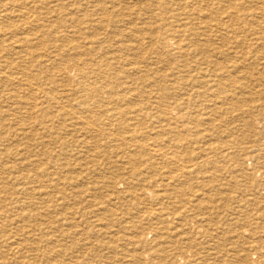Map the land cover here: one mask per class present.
Masks as SVG:
<instances>
[{
  "label": "bare ground",
  "instance_id": "bare-ground-1",
  "mask_svg": "<svg viewBox=\"0 0 264 264\" xmlns=\"http://www.w3.org/2000/svg\"><path fill=\"white\" fill-rule=\"evenodd\" d=\"M175 1L176 0H0V264H33V262L38 259V255H32L31 251L33 247L28 243L30 241L21 239L19 242L20 237H17V235H19L18 232H23L27 227L24 226V228L17 225L21 220L28 223L35 221L34 224L38 226L42 225V222H40L34 214L24 213L22 216L19 215V218L22 219L15 222V224H17L15 228H13L15 230L6 227L7 224H12L11 222L16 219L7 223V220L14 214L12 212H15V209L18 207L17 205L20 203H18L19 201L17 200L19 198L16 200L12 198L14 188L9 185V181H3L4 176H2V174H9L10 178L14 179L15 184L17 183V189L15 190H19V193L24 194L27 199L38 195L42 201L34 203V205L46 203V200L50 198L47 190L49 188L56 190L65 198L63 194L73 183L78 188L84 187L87 184H89V186L87 185L88 187L103 184L105 188L109 189H114L117 185L120 188L121 184L122 186L126 185L128 187V191H125L127 196L123 197L121 194L122 199L124 198L129 202V206L125 205V212H123L125 214L124 216H128L130 210L140 207L144 204V201L149 200L152 196L157 199L161 196L174 199L169 205H172V209L174 207H180L184 213L185 206H180L179 200L182 201L181 198L184 196L185 192H183V190L189 188V183H185V181L189 182V178L192 176L190 173L198 170L200 166L216 168L219 166L218 158L220 159L222 154H224L222 155L223 158L228 156L230 147L221 149L220 146L210 145V151H215L216 154L210 155V157H207V154L201 156V162L185 165L184 161L186 160L182 159V162L180 158H175L177 164L181 165L183 174L174 177L178 182L175 191L171 194L168 192L169 188L166 186L167 184L169 185V183H163L164 185H160L161 187L159 186V189L157 188L158 184H152L150 188L145 189V183L156 181L153 176L151 177L153 179H151V181L138 178V184L144 183V187H139L142 188L141 191L140 189H131L134 184L131 178L123 179L120 182L116 180L115 183L112 184L111 181L116 178L118 169L110 163L105 166L106 170H104V172H106L103 173L100 169L99 158V161L97 158H94L95 160H93L92 164L87 168L96 174V178L94 177V179L92 177L93 181H84L85 184L83 185L77 180L70 179V176L67 174H64L67 172L69 163L63 162L60 156L53 153L54 151L52 149H46V142L41 140L43 139L44 133L49 134L51 137V135L60 133V130L73 129L75 133H71V135L80 133V139L75 135V138H71L72 140L66 143L65 141H60L58 137H55V143L58 144L56 149L57 147L59 148L58 152L72 147L75 142H77L79 146L92 151L93 148L97 150L104 144L102 139V134H104L103 131H109L108 134L110 136L106 138L112 142L119 140L125 142L127 139L125 134H128L130 137L129 139L132 140H137L138 136L141 135V140L136 144L137 147H139V152L146 155L145 159L142 155L138 156L136 154H131L126 156L127 162H129L132 167L133 165L135 166L133 171L134 174H140L141 167H143L144 164L151 170L157 169V163L154 158L150 157V155L147 157L146 149L149 150V148L146 147V143H143L142 140L143 138L147 140L151 139L156 146L159 140H157V136H151V134H153V129H151L149 125L148 127L140 129L139 124L155 121L158 115V119L162 118L164 119L163 121H168V125H170V122L185 119L188 114L183 112V109L181 110L182 107L179 106V103L169 101L172 94L171 85L166 84V87L161 88V98L158 106L157 103H129V101L135 98L134 91L137 89L139 91L141 88L143 89L144 86L142 84L149 83L148 79L149 77L151 78L152 74L157 75V77L153 76V79L156 81L166 80L173 77L175 75L174 71L178 68L180 72H177L178 75L175 76L176 80H179L183 85L192 86L193 83H197L195 87H198L197 89L191 87L190 91L188 90L187 96H184L190 99L193 97L204 106V102H208L206 98L207 95L205 94L207 88H205V86L211 83L206 79V74L209 71L214 74H219L220 69L224 68L225 71L223 74L226 73L225 76L230 78H238L244 72L240 71L241 68H237L238 65L235 67L229 66L234 68L229 70L226 66L220 67L215 61L210 60L209 57H205V54L209 53L208 47L211 43L210 39H203L204 37L202 39L199 38L198 24H194L196 27H186V22L193 16L192 13H190L192 14L191 16L184 17L185 13H181V11L178 12L180 9L179 6L187 7L192 1L185 2L181 0V2H179L177 0V7L174 6L177 3ZM138 2H145V4L140 9H130L126 14L123 13L125 9L133 5L132 3L135 4ZM204 2L202 1V3ZM77 6H81L80 8L82 9H79ZM203 7L201 8L203 9ZM196 9L195 7L194 10ZM149 12H152V18L155 20L154 24L148 21L150 16L147 17L146 14ZM194 12L198 15L199 11ZM207 12L209 13V11ZM116 14H118V16H116ZM208 16H211L210 13ZM257 17L260 18L259 15ZM203 18L205 19V17ZM230 18L231 20H237L239 16L233 15ZM258 18L255 20H258ZM156 21H159L160 24H156ZM198 22L200 21L196 23ZM191 23L192 22H190V24ZM216 23L214 25H216ZM183 24H185V28L181 27ZM207 28L209 29L208 25ZM211 28L213 27L211 26ZM239 30L240 28H236L234 31ZM224 33L227 34L228 32ZM44 34H47V36H44ZM195 35L198 37V40ZM153 40L156 42L155 45L152 44ZM150 41L152 42L149 47L148 42ZM192 47H194L193 50ZM80 52L93 56L91 58H79ZM169 55H174L176 59L181 57V60L183 56L191 55L198 59L197 55H202V63L203 65L207 64V67H197L193 69L186 61H181L180 59H173V61L172 59L166 58V56ZM152 57L154 59L157 58L158 62L167 66L168 70L172 71L173 74H169V71V73L166 71H164L165 73H159L160 71H157V67H155V69L150 68L149 59ZM65 60L75 63L73 65H64L63 61ZM197 63L199 64V62ZM34 70H37V72L34 73ZM193 71H197V74H202L200 75V79L195 78L197 76H194L195 74H193ZM131 74H137V76L138 74H142L139 76L142 77V80H135V77ZM121 75H124L125 78L121 77ZM136 82L138 83L137 86H135ZM213 83L216 86L215 103L228 105L229 108L232 109L237 108L242 111V114H247L248 119L246 120L245 126L248 131H252L257 121L255 113L259 111L258 109L262 108V105H255L251 106L249 109H243V102H251L253 99L256 101L254 97L256 95H259V98H261L264 95L263 89H255L252 87V89H250L243 85H237L234 81H223L220 76ZM172 86L175 85L173 84ZM177 86L175 87L177 88ZM119 89L121 91L120 93L118 92ZM153 90H157V88H151L149 94H151ZM242 91L244 93H241ZM197 97H199V100H197ZM168 103L170 105H168ZM207 109L208 107L205 110ZM203 115L205 118H208L207 114L203 113ZM193 117L194 116L190 118ZM260 117L262 119L260 118L259 123H263L264 114ZM3 119L4 122L8 120L9 127L4 126L2 123ZM105 123H107L110 128L106 130L103 129L101 124ZM170 127L177 133L174 135V145L176 147L181 145L179 149H186L187 146L186 148L183 147L188 142L182 140L185 138L182 129L178 130L180 127H173V125H170ZM38 131H43L40 137H38L40 133ZM209 133H206V136L207 134L209 136ZM21 135L23 138H19ZM37 137L39 139H37ZM25 138L28 139L24 140ZM212 138H214V136ZM14 139L18 142L15 146V148L18 147L17 150H12L10 147L11 145H9L10 140ZM30 140H32L33 143H31ZM68 143H72V145L68 146ZM242 145H244V143ZM253 147L256 148V146L252 145V151L255 152ZM150 149L153 150L152 153L155 155L161 151V149H157V147ZM205 150L208 152V148H205ZM71 152L73 151L71 150ZM217 152L219 155H217ZM89 153L92 154L90 151ZM14 156H18L17 162L10 161ZM106 156L109 157L108 154H106ZM87 159L90 158L87 156ZM235 159L239 161L238 157ZM233 161L235 160L233 159ZM79 164L80 163H76L75 165L79 166ZM238 164L241 165V163ZM80 170H83L82 167L76 168L75 172L78 173ZM81 173L82 172H80V174ZM161 173L163 172L161 171ZM62 174L67 178H63ZM250 176L251 175H249V177ZM133 179L135 178L133 177ZM170 179L173 180V177ZM74 186L73 188H76ZM151 187L153 188L151 189ZM258 188L260 189V187ZM261 189H263V187ZM102 192L104 191L102 190ZM90 193L91 189L88 188L87 194L92 197ZM108 194L107 196H109ZM74 195L77 196L79 193L77 195L73 193V196ZM115 197L120 198L118 195ZM73 198L74 197H72V199ZM110 198L113 200L115 199L112 197ZM9 199L11 201H8ZM101 201H103V199ZM12 204H15L17 207L13 206L12 208ZM62 205L64 207L65 204L63 203ZM156 205L158 204L156 203ZM168 206H163V208L159 210V213L167 211ZM146 209H149V207ZM171 214H157L156 212V217L153 216L154 214H149L147 220L148 218L153 219L151 221H154L155 226H160L161 231H163L162 233L161 231L157 233V228L153 229L150 233L154 235L150 238L144 235L146 229L141 224L143 219H138L140 221H138L139 223H132V221H130V223L128 222L129 226H124L126 229H122V232H114L110 228H99L96 229V231H93V229L86 230L83 222L79 219V222H74L75 224L73 226L75 229H82L81 231L74 230V232H63L65 229L61 231L64 233L62 237H67V239L71 238V242L75 245L71 247V245H63V243L60 242L61 248L59 251L62 256L65 258L71 255L70 258H65V260L62 261L63 263L60 261V264H193V262H196V255L203 254V256L209 258L211 251H216V254L220 258H223V256L231 257L223 259V264L243 263L245 257L239 252L240 250L225 249L222 247L221 238H218L217 234L218 229L222 225H212L208 216L197 217L196 215L188 216L185 214L187 217L185 216V218L181 220L179 227L173 225L175 228H171V231L164 232V229H167L169 226V222L166 223V220ZM124 216L119 218V220ZM94 217H96L95 214ZM31 218L33 219L31 220ZM66 220H68V218ZM233 224L234 222L228 224V227H230L229 232L233 231L231 228ZM40 229L43 230V228ZM93 232L97 233V239H91L90 236ZM79 233L81 238L76 241L77 237L75 235ZM200 237H207L212 245H208V242L204 250L196 254L194 248L202 244ZM80 241L84 242L81 243ZM123 244L129 246L128 250L131 248L130 252L126 249L127 247L124 249L126 253L121 251L123 247L120 245ZM231 244L234 245V243ZM76 245L78 247H76ZM255 247L256 245H252L251 250ZM75 251L81 252V254H78L79 257L72 255ZM257 251L258 250H255L254 252L257 253L256 258H252L253 262L248 264H264V256L260 257L258 254L261 255V252ZM76 252L74 254H76ZM120 253L124 255L123 258L121 257L122 255H118ZM193 257L195 258L193 259Z\"/></svg>",
  "mask_w": 264,
  "mask_h": 264
},
{
  "label": "rangeland",
  "instance_id": "rangeland-1",
  "mask_svg": "<svg viewBox=\"0 0 264 264\" xmlns=\"http://www.w3.org/2000/svg\"><path fill=\"white\" fill-rule=\"evenodd\" d=\"M178 1L181 2V0H178ZM184 1L185 2H188V1L193 2V4H192V2H190L191 5L189 4V5H187V7L179 6L181 10L179 9L178 12L181 11V13H185L184 17L185 16L189 17L193 14V16H191L188 19V21L186 22V27H191V26L196 27L194 24H198L197 28H198V33L200 35L199 38L202 39L204 37L203 39H208V40L210 39V41H211L210 46L208 47L209 53L208 54L206 53L205 57L206 58L209 57L210 60L215 61L217 63V65H220V67L226 66L230 70L233 67H235L236 65H238L237 68H241L240 71H244L238 78H230V77L225 76L226 73L223 74L225 71L224 68L220 69L219 74H214L213 72L209 71L206 74L207 75L206 79L208 81H210L211 83H209V85L205 86V88H207V90H206L207 92L205 94L207 95L206 98L208 99L207 100L208 102H204L205 103L204 106L201 105L199 103V101L197 102L196 99L193 97L191 99L185 97V96H187V93L190 91L191 87H194L195 89H197L198 87H195V85L197 83H195V84L193 83L192 86H190V85H183V84H181V82L179 80H176L175 76L178 75L177 72H180L178 68H176V70L174 71L175 75L173 77H170L169 79H166V80H157L156 81L153 79V76L157 77V75L152 74L151 78L149 77V79H148L149 83L142 84L144 86L143 89L141 88L139 91H138V89L134 91L135 98L132 99L131 101H129V103H132V102H136V103L138 102V104L139 103H142V104H146V103L156 104L157 103V106H158L160 98H161V88L166 87V84L171 85L172 94H171V99H169V101H171V102L175 101L176 103H179V106L182 107L181 110L183 109L182 111L188 115H186L185 119H182V120L180 119V120H177L174 122H170V125H173V127H175V126L180 127L178 130L182 129L183 134L185 136V138H183L182 140L185 142H188L183 147V148H186V146H187L186 149H184V150L179 149V147L181 145L178 147H176L174 145L173 139H175L174 135L176 132H174L171 129L170 125H168L169 124L168 121H163L164 119H162V118L158 119L159 118L158 115H157V119L155 121H148L146 123L139 124L140 129L148 127V125H149L150 128L153 129L152 130L153 134H151V136H153V135H154V137L157 136V140H159V141H157V146H156V145H154V143L152 142L151 139L147 140V139L143 138L142 142L146 143V147L149 148V150L146 149L147 157L150 155V157L154 158L155 162L157 163V169L151 170L150 168H148V166L146 164H144L143 167H141L142 169H141L140 174H134L133 173L135 166L133 165V167H132L131 164H129V162H127L128 160H127L126 156H129L131 154L132 155L136 154L138 156L142 155L143 158L145 159L146 155L143 153L141 154L139 152L140 151L138 149L139 147H137V144H136V143H139L138 141L141 140V138H142L141 135L138 136L137 140H135V139L132 140V139H129L130 137L128 136V134L124 133L127 136V139L125 141L126 143L123 140L112 142L111 140H108V138H106V137L110 136L108 134L109 131H103L104 134H102V136H103L102 139H103L104 144L102 146H100L99 149H97V150H95V148H93L92 151L88 150L85 147L79 146V144L77 142H75V143H73V145H72V143H68V146L72 145V147H69L68 149L64 150L65 152L64 151L58 152L59 148L57 147V149H56V146L58 144L55 143V137H58L60 139V141H65L67 143L69 140H72L71 138H73V137L75 138L76 136L79 137V135H80V133L75 134L76 136L71 135V133H75V131L73 129L62 130V131L60 130V133H58V134L55 133L56 135H51V137L49 136V134L44 133L43 139H41V140L43 142H46L45 143L47 145L46 149H49V150L52 149L54 151L53 153L55 155L60 156L61 157L60 159H62L63 162L69 163L70 166L69 165L67 166V172H65L64 174H67L68 176H70L69 177L70 179L72 178L73 180H77L79 183H81L83 185L85 184L86 180L87 181H93L92 179L94 177L96 178V174H94L93 171H90L87 168L92 164L93 160H95L96 158L98 160V158H99V160H100L99 163L101 166L100 169L102 170L103 173L106 172V171L104 172V170H106L105 166L107 164H110V163L112 166H114L116 169H118V173L116 175V178L111 181L112 184H114L116 180H119L118 182H120L123 179L131 178L133 180L132 183H134L132 185L131 189H140V191H141L142 188H139V187L143 186L144 183L138 184V178H144L148 181H151V179H152L151 177L153 176V178H155L156 181L155 182H147V184L145 183V186H146L145 189L150 188V186L152 184H158V186H157V188H158L160 185H164L163 183H165V184L169 183V185L167 184L166 186L169 188L168 192L171 194H172V192L175 191L176 186H177V182H178V180H175L174 177H178V176H181V174H183L182 167H181V165L177 164L175 158H180L182 162H183L182 159H184L186 161L188 160L187 162L184 161L185 165L186 164L187 165L188 164H195V163L201 162V159H200L201 156H205L207 154V157L208 156L210 157V155L216 154L215 151H212V152L210 151V149H209L211 147L210 145L220 146L221 149L226 148V147L227 148L230 147L229 148L230 152L228 153V156L226 158H223L222 155H224V154H222L220 159L218 158L219 166L216 168H209L208 166H200L198 170L190 173V175H192V176L189 178V182L185 181V183H189V188H187L186 190H183V192L185 191L184 196H182V198H181L182 201L179 200V205L185 206L184 213L180 207H174L172 209V205L171 206L169 205V204H171L170 202L174 201V199L163 197V196H161L157 199L156 197L152 196L149 200L144 201V204L141 205L140 207H137L135 209L130 210L128 216L127 215L124 216L125 214L123 212H125V210H124L126 208L125 205L129 206L128 205L129 202H127L124 198L122 199L121 194L123 195V197L127 196V193H125V191L128 189V187L126 185L122 186L121 184H120V186H121L120 188L117 185L118 187L116 186V188H114V189L110 188L111 189L110 190L109 188H105L103 186V184H99V186H90V187H88L89 184H87L88 186L85 185L84 187L78 188L73 183V185H70L68 187L69 189L67 188V191L64 194L62 193L65 196V198L63 196H61L56 190L49 188L47 190H48V194L50 195V198H48V200H46V203H44V204L39 203L37 205H34V203H38V202L42 201L38 195H36L35 197L27 199V197L24 194L19 193V190L18 191L15 190V189H17V183L15 184L14 179L10 178L9 174H6V175L2 174V176H4L3 181L4 182L9 181V185L14 188V194L12 195V198H15L14 200L19 198L17 200L19 201L18 203H20L17 205L18 207L15 204L11 205L12 208H13V206H15V207H17V209H15V212H12L14 214H12L11 218H9V220H7V223L11 222L15 218L16 219L11 222L12 224H10V223L7 224L6 227H8L9 229L11 228L12 230H15V229H13L17 225V224H15V222L21 220L22 218H19V215L22 216L24 213L34 214L36 216V218L40 222H42V225L38 226V225L34 224L35 221L28 223V222H23L21 220L19 222V224L17 225V226L27 227V228L24 227L25 228L23 231L24 233L18 232L19 235H17V237H20L19 242L21 239L22 240L25 239L27 241H30L28 243L31 247H33L32 251H31L32 255H34V254L38 255L37 256L38 259L35 261L36 264H51V263L52 264H60V261H61V263H63L62 261H64L65 258L67 259V258L71 257V255H69L65 258L62 256L61 252L59 251L61 248L60 242L63 243V245H67V246L71 245V247H73V245H75V244H73V242H71V238L67 239V237H62V236L64 235L63 232H69V231L74 232V230H78V228L75 229V227L73 225L75 223L79 222L78 221L79 219L81 222H83V225H84L86 230H89V229L92 230L93 229V231H96V229H99V228H101V229L110 228L114 232H122V229H126L124 226H126V227L129 226L130 221H132V223H134V222L139 223L140 222L139 220L143 219L144 221L142 220L141 224L146 229L144 235L146 237L150 238V237H153V235H154L153 233L152 234L150 233V232H152L153 229L157 228V233L161 231V229H160L161 227L155 226L154 221H151L153 219L148 218L149 221L147 220V217H149V214H154L153 216L156 217L157 216L156 212H157V214H165V213L171 214L172 213L169 216V218H167V220H166V223L169 222V224H168L169 226L167 229H164V232L171 231V228H175L176 226L179 227V225L181 224L180 223L181 220H183L186 215H188V216H192V215L195 216L196 215L197 217L208 216L209 221L212 225H218V226L222 225L218 229V233H217L218 238H221L222 247L225 249H237V250H240L239 252L241 254H243V256L245 258H244L242 264H248V263L253 262L252 258L255 259L256 254H257V253H254L255 250H258L257 252H261V255L258 254L260 257L264 256V134H263L264 133V119H263V123H259V120L261 118L260 116L264 114V95L262 97L260 96L261 98H259V95L254 96L256 101H254V99H253V101H251V102L250 101L247 103L243 102V109H249V108H251V106H255V105H258V106L262 105V108L258 109L259 111L255 113V116L257 118L256 124H254L255 128L252 131H250V130L248 131V129L245 126V123L247 122L246 120L248 119L247 114H242L241 113L242 111L237 109V108L232 109V108H229L228 105H222V104H216L215 103L216 86L213 83L220 76V78L223 81H228V80L234 81L237 85H243V86L249 87L250 89H252V88L263 89V91H264V64H263L264 63L263 62L264 61V9H263L264 7H262V6H264V0H206V1L205 0H184ZM202 1L203 2L205 1V2L202 3ZM175 2H177V0ZM244 2H246V3H244ZM237 3H239V4H237ZM126 4H128V3H126ZM132 4L133 5H131L130 8L125 9L123 13L126 14L127 12H129L130 9H140L144 6L145 2H138V3H135V4L132 3ZM177 5H178V2L174 6L177 7ZM193 6H195L197 9L194 10L195 7H193ZM200 6L201 7L204 6L203 9ZM80 7L81 6H79L78 8L82 9ZM192 8H193V11H192ZM240 8H242V9H240ZM154 9H155V7H154ZM204 9H205V11H204ZM215 9H216V11H215ZM218 9H220V10H218ZM213 10H214V12H213ZM185 11H187V12H185ZM194 11H197V12L199 11L198 15ZM207 11H209L211 16H208L209 13ZM217 11H219V12H217ZM203 12H205L206 14ZM190 13H192V14H190ZM249 13H250V15H249ZM151 14H152V12H149L148 14H146V16L147 17L150 16L148 21H149V23L154 24L155 20L152 18ZM233 15L234 16L238 15L239 19H237V20L232 19L231 20L230 17ZM258 15L260 16V18L257 17ZM116 16H118V14H116ZM202 16L205 17V19ZM257 18H258V20H255ZM197 21H200V22L196 23ZM256 21H258V22H256ZM190 22H192V23L190 24ZM206 23H208V24H206ZM211 23H213V24H211ZM215 23H216V25H214ZM218 23H221V24H218ZM156 24H160V22L156 21ZM184 25L185 24L181 25V27L185 28ZM207 25H208L209 29L207 28ZM211 26L213 28H211ZM236 28H240V30L234 31ZM210 29H213V30H210ZM222 31H224L226 33L228 32V33L225 34ZM203 33H204V35H203ZM215 34H216V37H215ZM219 35H221L222 37ZM44 36H47V34H44ZM218 37H220V38H218ZM113 38H114V36H113ZM196 38L198 40L197 36H196ZM212 38H214V39H212ZM215 38H218V39H215ZM211 39L214 41H212ZM151 42L152 41L148 42L149 47H150ZM155 43H156L155 40H153L152 44L155 45ZM256 46L259 47L260 49L257 48ZM193 48L194 47H192V50H193ZM192 53H194V52H192ZM92 56L93 55H88L84 52H80V54H79V58H91ZM169 56H166V58H169L172 60L173 59H175V60L180 59L181 60V57L176 59V57L174 55H169ZM197 56H198L199 60L197 59V57L194 58L191 55H189V56H183L181 61H186V63L189 66H191L193 69H195L197 67L206 68L207 64L203 65V63H202L203 62L202 55H197ZM189 58H191V59H189ZM149 60H150V64H149L150 68L155 69V67H157V71H160L159 73L166 71L167 73L170 72L169 74H173L172 71L168 70L167 66L158 62L157 58L154 59L152 57ZM197 62H199V64ZM74 63L75 62H73V61H66V60L63 61L64 65H73ZM191 63H192V65H191ZM243 65L247 66V67H244ZM169 66H171V65H169ZM229 66H233V67H229ZM161 68H163V69H161ZM245 68H247V69H245ZM35 72H37V70H34V73ZM72 74H74V73H72ZM193 74H195L194 76H197V77H195L197 79H200V75H202V74H197V71H193ZM131 75L133 77H135V80L136 79L142 80V77H139L142 74H138V76H137V74H131ZM121 77L125 78L124 75H121ZM228 83H230V82H228ZM137 84L138 83L136 82L135 86H137ZM173 84L175 86L178 85L177 88L175 86H172ZM139 87H141V86H139ZM151 88H157V90H153V91H151L152 93L149 94V91L151 90ZM118 92L119 93L121 92L120 89L118 90ZM140 92H143V93H140ZM241 93H244V92L242 91ZM206 98H205V100H206ZM201 99H203V98H201ZM197 100H199V97H197ZM168 105H170V104L168 103ZM205 106L208 107L207 110H205L207 108ZM219 107H222V108H219ZM203 113L207 114L208 118H205ZM200 115H201V117H200ZM192 116H194V117L190 118ZM7 121L4 122V119H3L2 123L4 124V126L9 127ZM5 123H6V125H5ZM191 123H194V124H191ZM165 124H167V125H165ZM188 124H190V125H188ZM164 126H166V127H164ZM101 127L105 130L110 128V126L107 123L101 124ZM38 132H40L38 135V137H40L41 134L43 133V131L42 132L38 131ZM206 133H209V136H208V134L206 136ZM211 135H212V137L214 136V138H212ZM38 137H37V139H39ZM19 138H23V136L21 135V136H19ZM26 139H28V138H25L24 140H26ZM79 139H80V137H79ZM30 141H31V143H33L32 140H30ZM234 142H235V144H234ZM242 142L244 143V145H242L243 144ZM17 144H18V142L16 139L10 140V142H9V145H11L10 147L12 148V150L18 149V147L15 148V146ZM131 144H133L135 146H133ZM252 145L256 146V148L253 147L254 148L253 150L255 152L252 151ZM234 146L236 147V149ZM153 147H157V149L158 148L161 149L162 152L160 151L156 155L153 154L152 153L153 150L150 149ZM205 148H208V152L205 150ZM70 149L73 152H71ZM233 149H235V150H233ZM85 151H87V152H85ZM89 151L92 152V154L89 153ZM98 152H99V154H98ZM209 152H210V154H209ZM222 152H225V151H222ZM106 154H108L109 157H107ZM160 154H162V155H160ZM217 155H219L218 152H217ZM87 156L90 159H87ZM166 156H168V157H166ZM159 157H161L162 159ZM237 157L239 158V161H237L235 159ZM165 158H166V161H165ZM188 158H190V159H188ZM233 159L235 161H233ZM10 161L17 162L18 156H14L13 159H10ZM111 161L115 162V163H112ZM106 162H108V163H106ZM76 163H80L79 166H76L75 165ZM238 163H241V165H239ZM75 167L76 168L82 167L83 170H80L78 173H76ZM202 167H204V168H202ZM158 168H159V170H158ZM166 169H167V171H166ZM158 171H160V172H158ZM161 171L163 173H161ZM80 172H82V173L80 174ZM121 173L123 174V176ZM64 174H62L63 175L62 177L67 178L66 176H64ZM248 174L251 176L249 177ZM84 175H86V176H84ZM133 177L135 179H133ZM168 177H170V178L173 177V180H171ZM73 186L76 188H73ZM147 186H149V187H147ZM170 186H172V187H170ZM258 187H260V189ZM262 187H263V189H261ZM88 188L91 189L90 195H92V197L89 196V194H87ZM152 188L153 187H151V189ZM102 190L104 192H102ZM105 191L108 192L109 194L106 193ZM250 191H252V192H250ZM20 192H21V189H20ZM186 192H188V193H186ZM73 193H75L76 195L79 193V195L73 196ZM107 194L109 196H107ZM116 195L120 196V198H116L115 197ZM70 197H71V199H70ZM72 197H74L75 199L74 198L72 199ZM84 197H85V199H84ZM110 197L115 198V199L113 200ZM102 199L104 202L101 201ZM250 199H252V200H250ZM192 200H194V201H192ZM8 201H11V200L9 199ZM88 201H90V202H88ZM94 201H95V203H94ZM63 203L65 204L64 207L62 205ZM148 203L150 204V206ZM154 203H155V205H154ZM156 203L158 205H156ZM147 204H148V206H147ZM73 205H75V206H73ZM152 205H154V206H152ZM200 205H201V208H200ZM144 206L146 208L149 207V209H146ZM163 206L164 207L168 206V209H167L168 212L164 211L163 213H159V210H161L163 208ZM193 207H194V209H193ZM85 208H88V209H85ZM202 208H204V209H202ZM62 210H64V211H62ZM177 212L178 213L180 212L179 215ZM94 214L97 218L94 217ZM65 215H66V217H65ZM176 215H178V216H176ZM122 216H124V217L121 219L122 220L121 221V220H119V218H121ZM67 218H68V220H66ZM32 219L33 218H31V220ZM72 219H73V221H72ZM171 219H172V221H171ZM227 222H229V223L234 222V224L231 227L233 229V231L229 232L230 227H228L229 223H227ZM5 223H6V221H5ZM126 224H128V225H126ZM173 225L175 227H173ZM40 228H43L44 231L41 230ZM62 229H65V231L61 232ZM81 230L82 229H79L78 231H81ZM162 232L163 231H161V233ZM241 232H245V233H241ZM42 233H43V235H42ZM86 233H88V232H86ZM28 235H29V238H28ZM94 235L96 236L97 233L93 232V234L91 233V236H90L91 239H93V240L97 239V237H98V236L95 237ZM75 236L77 237L76 241H78V239L81 238L80 233L78 235H75ZM191 236H192V234H191ZM25 237H27V238H25ZM200 239H201L202 244L199 247L197 245L194 248V251L196 254L198 252H200L201 250H204V247L207 245L208 242H209L208 245H212L211 241H208L207 237H205V238L200 237ZM57 240H59V241H57ZM93 240H91V241H93ZM35 241H37V242H35ZM80 242L82 243L84 241H80ZM231 243H234V245H232ZM252 245H256V247L253 250H251ZM120 246L123 247L121 251L126 253V250L124 251V249L127 247L126 249L128 250L129 246H126L124 244L120 245ZM76 247H78V246L76 245ZM130 250H131V248H130ZM130 250H128V251L130 252ZM58 252H60V253H58ZM75 252H73L72 255H75L76 257L78 256V254H81L80 251H78V252H76V254H74ZM118 255L121 256L122 254L120 253ZM123 256L124 255H122L121 257L123 258ZM194 258L195 257H193V259ZM225 258H231V257H224L223 256V258H220L216 254V251H211V255L209 258L203 256V254L196 255V262H193V264H206V263H208V264L209 263L210 264H223L224 263L223 259H225ZM45 259H46V261H45ZM124 259H126V258H124ZM18 260H20V259H18ZM35 262H33V264H35Z\"/></svg>",
  "mask_w": 264,
  "mask_h": 264
}]
</instances>
